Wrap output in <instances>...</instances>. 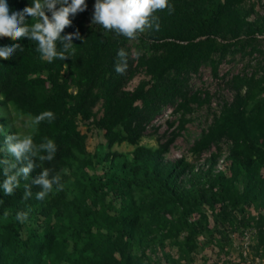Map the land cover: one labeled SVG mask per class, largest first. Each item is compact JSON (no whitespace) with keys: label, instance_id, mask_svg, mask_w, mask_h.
Wrapping results in <instances>:
<instances>
[{"label":"trees","instance_id":"obj_1","mask_svg":"<svg viewBox=\"0 0 264 264\" xmlns=\"http://www.w3.org/2000/svg\"><path fill=\"white\" fill-rule=\"evenodd\" d=\"M248 1L169 0L171 14L167 9L154 13L160 29L146 28L131 40L93 24L96 0H85L86 10L71 16V26L61 34L79 32L72 40L74 55L66 60L41 59L36 43L26 37L0 38V46L23 48L0 60V110L11 107L27 118L45 110L55 114L54 121L42 122L29 134L36 144L45 137L55 142V158L42 167L60 175L63 184L62 191L54 185L43 201L36 199L40 189L33 187V195L24 200L23 185L39 174L36 168L13 195L0 189V264H150L132 253L134 244H147L153 236L160 246L174 241L190 255L211 218L225 243L233 232L254 230L255 252L264 258V50L257 38L264 35V16ZM7 4L19 12L32 0ZM34 22L25 17V23ZM121 49L128 64L123 75L115 71ZM255 53L263 60L259 70L224 82L232 100L222 103L190 148L196 157L209 153L208 168L195 171L184 159L166 161L188 116L209 105L213 96L193 90L192 78L209 67L218 79L223 63ZM138 74L146 79L128 90ZM167 108L178 115L168 122L173 128L169 135H160L155 149L139 146ZM79 122L102 133L104 144L92 155ZM14 133V128L0 130V149L5 134ZM122 143L135 146L130 156L110 150ZM223 145L227 154L215 171ZM5 155L0 151V158ZM22 211L29 212L23 223L16 219ZM182 234L185 239L177 241ZM216 246L224 248L219 240Z\"/></svg>","mask_w":264,"mask_h":264},{"label":"clouds","instance_id":"obj_2","mask_svg":"<svg viewBox=\"0 0 264 264\" xmlns=\"http://www.w3.org/2000/svg\"><path fill=\"white\" fill-rule=\"evenodd\" d=\"M59 5V7H57ZM167 9L169 14L174 11L169 0H96L92 23L117 35L135 40L138 34L146 28L160 29L159 17L154 15L157 11ZM86 10L85 0H32V5L22 11H10L7 0H0V38H9L18 41L22 37L36 43V51L41 59L52 62L54 59L66 60L74 55L72 40L79 38V32L62 36L64 29L71 26V16ZM47 13H50L49 16ZM31 17L35 22L25 23V17ZM61 45L58 51L57 43ZM17 50L23 48L19 44L0 46V60H8ZM118 62L115 65L117 74L123 75L128 67L127 53L121 49L117 53ZM137 57L139 53L136 54ZM55 114L45 110L38 115L30 116L27 127L36 128L42 122L51 123ZM3 128L0 127V130ZM0 151L6 155L0 158V170L3 180L0 189L4 195L11 196L21 184V179L29 181L34 169L41 171L30 183L23 185V199H29L33 193L32 188L40 189L36 199L43 201L49 193L63 190L60 175H50L51 169L42 167L55 158L57 146L52 139L45 137L39 144L34 143L31 134L18 133L5 134L3 148ZM30 211V210H29ZM8 215L7 212L4 213ZM29 212L16 213V219L21 223L28 220Z\"/></svg>","mask_w":264,"mask_h":264},{"label":"rangeland","instance_id":"obj_3","mask_svg":"<svg viewBox=\"0 0 264 264\" xmlns=\"http://www.w3.org/2000/svg\"><path fill=\"white\" fill-rule=\"evenodd\" d=\"M251 4L254 6V11L257 15L264 16V0H249L247 5ZM258 40L260 41L259 49L263 51L264 37L262 36ZM262 61V57L258 53L244 59H241L240 55H237L232 63H223L219 67L218 79L212 77L209 67H203L199 75L192 78L191 86L193 90H207L213 96L209 105L203 106L188 116L190 122L186 125L185 130L180 136L176 138L169 152L164 156L166 161L184 159L186 162L195 165V171H203L208 168L209 162L207 160L210 157L209 153L205 152L199 157L194 156L190 152L193 142L199 137L201 131L206 129L211 123L213 115L219 113L222 103L232 100L233 92L226 88L224 82L235 74L246 73L249 76L253 71L259 70L258 67ZM144 79L146 77L143 74H138L128 83L126 88L131 90L140 80ZM171 111V108L165 109L152 122L141 138L139 146L155 149L157 147V138L160 135H169L173 128L169 129L168 122L175 121L178 118V115L173 116ZM0 119H5L2 123V128L6 130L14 128L16 133L21 135H28L31 132V127L26 126L29 118L18 115L11 107L1 108ZM78 129L86 135L85 148L87 153L92 155L97 150H100L102 144H104L100 131L88 122H79ZM134 149L135 146L122 143L114 145L110 150L130 156ZM222 149L223 154L214 166L215 171L221 169L222 162L227 154V146L223 145ZM211 151H214V149ZM251 214L254 215L255 212ZM210 222L209 229L201 232L195 238L196 249L190 255L181 253L174 241L166 240L163 246H160L159 240L153 238V236H150L147 244L144 243L138 246H136L137 243L134 244L135 247L132 253L136 256L142 255L145 262H149L150 264H264V258L258 256L255 252L254 230H238L233 232L228 237V242L225 243V241L221 240V235L217 232L215 228L216 223H214L212 218ZM184 239L185 235L182 234L178 237L177 241H183ZM217 240L224 244L222 250L216 246Z\"/></svg>","mask_w":264,"mask_h":264},{"label":"built area","instance_id":"obj_4","mask_svg":"<svg viewBox=\"0 0 264 264\" xmlns=\"http://www.w3.org/2000/svg\"><path fill=\"white\" fill-rule=\"evenodd\" d=\"M260 37H262V36H257V38H260ZM263 37H264V35H263Z\"/></svg>","mask_w":264,"mask_h":264}]
</instances>
